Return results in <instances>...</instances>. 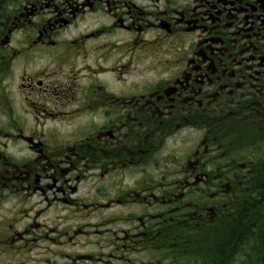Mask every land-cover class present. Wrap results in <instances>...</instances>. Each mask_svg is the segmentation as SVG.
<instances>
[{
  "label": "flooded vegetation",
  "instance_id": "obj_1",
  "mask_svg": "<svg viewBox=\"0 0 264 264\" xmlns=\"http://www.w3.org/2000/svg\"><path fill=\"white\" fill-rule=\"evenodd\" d=\"M0 264H264V0H0Z\"/></svg>",
  "mask_w": 264,
  "mask_h": 264
}]
</instances>
